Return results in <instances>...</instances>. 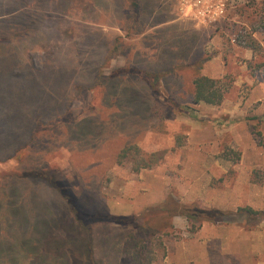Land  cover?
<instances>
[{"label": "rangeland", "instance_id": "rangeland-1", "mask_svg": "<svg viewBox=\"0 0 264 264\" xmlns=\"http://www.w3.org/2000/svg\"><path fill=\"white\" fill-rule=\"evenodd\" d=\"M185 1L0 0V264H264V0Z\"/></svg>", "mask_w": 264, "mask_h": 264}, {"label": "trees", "instance_id": "trees-1", "mask_svg": "<svg viewBox=\"0 0 264 264\" xmlns=\"http://www.w3.org/2000/svg\"><path fill=\"white\" fill-rule=\"evenodd\" d=\"M132 10L137 11L139 9V5L136 2L130 3ZM136 15H138L136 13ZM135 22L136 20V16ZM138 26V25H137ZM248 46H251L249 44ZM193 104H207L212 106H218L221 104L224 97V88L221 82L213 80L204 75H197L193 82ZM132 159L134 162V170L139 171L141 169H146L150 167L154 162L157 161V156L155 154L150 155L149 159H144L140 156L139 149L137 146L133 144H129L125 146L118 155V162L121 163L124 160ZM181 208V207H180ZM197 211V210H195ZM200 213H204L209 218H212L214 215H219L220 213L217 211H199ZM180 215L183 214L185 217H188L187 211L181 209ZM241 216L247 215H258L260 212L254 211L251 208H238L235 213ZM221 215V214H220ZM224 216V215H222ZM150 242V243H148ZM154 248L157 250L163 251L164 254V246L162 240L158 238H152L151 240L139 239L136 238L133 234H129L125 240V245L123 248V252L130 259V264H153L152 262L156 259V257L148 256L153 252Z\"/></svg>", "mask_w": 264, "mask_h": 264}, {"label": "built area", "instance_id": "built-area-1", "mask_svg": "<svg viewBox=\"0 0 264 264\" xmlns=\"http://www.w3.org/2000/svg\"><path fill=\"white\" fill-rule=\"evenodd\" d=\"M185 7L189 10L193 9L194 17L201 23L207 20H214L223 13V3H215L213 1H201V0H187L185 1ZM184 12H187L184 11ZM187 14V13H186Z\"/></svg>", "mask_w": 264, "mask_h": 264}, {"label": "crops", "instance_id": "crops-1", "mask_svg": "<svg viewBox=\"0 0 264 264\" xmlns=\"http://www.w3.org/2000/svg\"><path fill=\"white\" fill-rule=\"evenodd\" d=\"M254 36H256V33H254ZM251 58H252V56H251Z\"/></svg>", "mask_w": 264, "mask_h": 264}]
</instances>
